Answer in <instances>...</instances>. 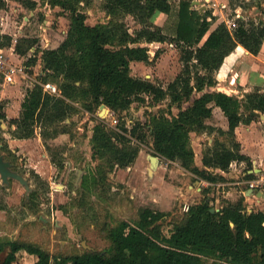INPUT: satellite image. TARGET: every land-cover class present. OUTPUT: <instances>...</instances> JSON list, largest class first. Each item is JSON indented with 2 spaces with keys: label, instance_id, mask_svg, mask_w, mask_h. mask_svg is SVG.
Here are the masks:
<instances>
[{
  "label": "trees",
  "instance_id": "trees-1",
  "mask_svg": "<svg viewBox=\"0 0 264 264\" xmlns=\"http://www.w3.org/2000/svg\"><path fill=\"white\" fill-rule=\"evenodd\" d=\"M18 1L28 8L35 6L28 0ZM47 1L70 11L66 37L57 47L41 50L43 67L49 71L43 80L51 77L58 80L61 96L43 93L40 85L28 89L19 116L9 119L10 126H15L11 129L14 137L29 138L38 126L51 161L62 168L47 139L69 132L65 120L76 113L75 102L82 103L88 111L104 104L120 114L134 100H143V95L155 100L169 96L172 102L180 104L198 92L189 105L179 108L170 118L161 113L152 116L149 132L153 154L176 161L210 181L220 179L194 165L189 138L190 131L208 128L204 120L211 116L216 105L227 117L226 133L231 137V147L215 145L203 156V164L226 169L234 159H247L239 152L234 129L240 121L256 117L251 111L264 112V93L254 88L239 99L205 89L215 85V72L219 70L220 75L224 71L235 55L230 52L238 44L252 54L260 51L264 20L238 17L233 28L224 21L211 28L208 20V16L213 18L211 10L202 13L192 6V0H179L175 32L167 36L159 25L153 27L149 19L158 12L169 14L172 0H104L103 8L110 19L96 25L86 23V14L80 8L82 0ZM6 4L7 0H0V9ZM124 14L136 18L141 27L129 32L123 22L115 19ZM3 37L7 42L0 41V46L10 45L12 37ZM28 39L26 36L17 39L14 46L18 54H25L32 44ZM25 40L29 41L26 45ZM166 41L175 44L183 63L182 70L166 87L131 74L132 61L153 64L162 53V48L152 51L141 42ZM0 118H6L3 111ZM141 127L140 122L131 127L122 123L114 129L101 118L96 121L90 144L91 157L98 162L95 170L98 178L93 176L89 180L83 175L80 183L83 192L90 191L98 181L104 182L114 167H126L134 161L140 147L132 139L143 142L146 137ZM211 201L204 195L199 202L190 204L184 219L173 226L169 235L163 233L161 226L166 212L149 206L141 208L137 219H123L110 228L112 249L108 254L84 251L56 258L51 263L52 256L36 245L1 240L0 253L4 254L0 264H14L21 252L34 255L33 264H264V211H247L243 196L233 202L222 200L217 211L210 210L215 208Z\"/></svg>",
  "mask_w": 264,
  "mask_h": 264
},
{
  "label": "rangeland",
  "instance_id": "rangeland-1",
  "mask_svg": "<svg viewBox=\"0 0 264 264\" xmlns=\"http://www.w3.org/2000/svg\"><path fill=\"white\" fill-rule=\"evenodd\" d=\"M28 1L35 3L34 8H28L18 0H7L8 5L0 10V17L5 15L3 20L12 32L22 27L28 40L32 41L22 56L19 57L15 53L8 56L12 62L22 63L29 68V77L33 84L30 83V86L33 87L39 85V82H44L43 78L49 73L43 67L41 50L57 47L66 37L70 11L60 6H52L47 0ZM103 1H80V8L86 14L87 24L108 22L110 15L103 8ZM178 1L172 0V10L169 15L149 19L153 27L159 24L167 36L175 32ZM191 4L202 13L211 10L213 18L208 16L211 28L221 21L233 28L238 17L245 20L253 19L256 22L264 20V0H232L231 3L229 0H192ZM115 19L123 22L131 33L141 27L139 21L130 14L120 15ZM1 42L6 43L7 39L3 37ZM24 43L26 45L29 41L25 40ZM141 45L148 46L152 51L160 47L162 53L153 64L132 61L131 74L150 79L166 87L183 68L180 53L175 44L166 41L141 42ZM242 50V47L236 46L230 52L235 55L226 64L225 69L234 61L238 52H243ZM4 53L9 54L8 51ZM215 73L218 74L217 71ZM4 78L7 77L0 72V114L7 107H9V114H14L17 110V102L22 98V93L25 94L27 87L25 89L24 82L19 81L15 83L19 86L4 84ZM11 79L13 80L12 77ZM48 80L59 85V81L52 77ZM198 94L194 92L189 101H182L180 104L172 102L169 96L155 100L151 96L143 95V100H134L120 114L115 113L119 122L112 125L113 127L108 124L111 120H107V116L104 117L107 126L114 129L122 123L131 127L134 123L140 122L142 126L140 130L146 137L143 142L132 140L139 144V157L131 164L133 167L129 171L125 168L123 169L125 171L120 173L123 174V179L116 175L111 177L109 174V180H105L107 183L98 181L88 192L81 190L80 177L84 174L89 180L91 177L93 179V176L98 178L95 172L98 162L91 157L90 137L94 124L106 115V111L101 113L99 107L95 111H88L82 103L76 102L75 105L78 108L76 113L65 120L68 123L69 132L58 133L57 136L47 139L51 151L59 156L62 168H56L51 163L48 149L43 145L40 128H36L33 136L18 141V138L12 135L11 129L15 126H10L8 118H0L6 125L0 126V144H2L0 153L13 163L12 169L27 178L31 187V190L26 191L18 180L10 178L5 184L0 178V241L15 240L36 245L52 256L51 263H54L56 258L84 251L104 254L111 252L109 231L112 226L123 219H137L139 210L142 208L138 204H144L143 206H150L153 209L160 208L152 205L151 196L144 195V198L139 196L146 194L143 191L146 186L152 183L158 185L159 172L150 180L146 170L149 163L147 155L154 153L149 132L152 116L161 113L170 118L177 114L179 108L187 106ZM222 138L228 141L229 137L218 135V139ZM79 169L81 173L78 177ZM196 177H189L187 182L192 183L193 178ZM179 184L182 185L179 189L183 194L176 192L173 203L160 205L164 209L168 208L161 220L165 235H169L173 226L184 219L183 206L199 202L202 198L197 191L190 192L185 183L178 181ZM210 192L211 190L204 186L202 193L209 196ZM219 206L215 204V208ZM3 254L0 253V259ZM35 258L33 255L21 252L14 264H33Z\"/></svg>",
  "mask_w": 264,
  "mask_h": 264
},
{
  "label": "crops",
  "instance_id": "crops-1",
  "mask_svg": "<svg viewBox=\"0 0 264 264\" xmlns=\"http://www.w3.org/2000/svg\"><path fill=\"white\" fill-rule=\"evenodd\" d=\"M7 5L8 4H6V6ZM163 15H167V14L158 12L154 14L153 17H163ZM4 17L5 15H2L0 17L1 18L0 41L3 35H9L12 37L11 40L12 44L6 46H0V49L2 51H8L9 52L8 55H13L15 53L20 57L22 55H19L16 51H13L15 50V46H14L15 42L17 41L16 37H20V36L23 37L26 36V34H24L22 27L17 29L16 32L15 31L12 32L11 30H9L6 26L7 23L3 20ZM263 45L257 54H252L248 50H246L243 46L238 44L237 46L242 47L243 52H238V55H236L234 61L230 63V66L226 67V69L221 73V76L216 74L217 81L215 85L208 87L205 90L222 91L229 95L235 96L239 99L244 98L245 94L253 91L254 88H258L260 92L264 93V46ZM11 77L13 78V80L11 79ZM11 77L4 78L3 83L15 84L16 81L22 83L24 82L25 89L27 87L26 92L28 89L32 88L30 86L31 80H27V79L25 80L21 78L18 74H15ZM17 85L18 83L15 84L14 86ZM25 94L22 93V98L17 102L16 113L14 112V114H9L8 112L9 107H7L3 111L6 115V118L10 119L19 116L21 111V103L23 101ZM190 103L191 102H189L188 105ZM108 108L109 107L106 106H104V108H101V106H99L101 113L104 112L105 110L107 112ZM253 111L257 112L259 115H252L256 117L248 120L240 121L234 129V140L239 144V152L247 156V159H234L229 163L226 169H221L217 167L215 168L208 167L203 164L202 161L203 156L206 153H210L215 145L222 144L226 147H231V139H230L231 137H229L226 133V131L228 130L227 117L224 115L223 111L219 106L214 105L211 116L204 120L208 128L202 131H194V130L190 131L189 138H190V145L194 152V165L197 166L199 169H205L207 172L219 176L220 179L210 181L209 179L200 177L197 174L193 173L192 171L184 168L178 162L171 161L163 156L158 155L159 158L158 165L151 174L148 172L150 163H148V165L146 166L147 168L146 170L150 175V180L151 178H154L155 175L159 172L158 185L153 184L151 181L152 184L150 186H146L145 188H143V191L144 193L146 192V194L139 196L143 198L145 197L144 195H146V197L151 196L153 201L152 205L156 207H160L157 210L167 212L166 209L168 208L164 209L160 205L173 203L174 201L173 198L176 197L175 196L176 192L178 194L179 193L183 194L182 190L179 189L182 185L180 184L178 185V181H180L181 183L186 184V188L190 192L197 191V193H199V195L202 196V198L205 195V193L204 194L202 193L204 186L207 189H210L211 192L209 193V197L212 198L211 203H214L217 206L218 204L219 205L221 204L222 200H229L233 202L236 201L241 196H243V204L245 205L247 211H251V210L264 211V194H262V192L259 193V191L258 192L254 191V194H250L249 190H245V183H244L245 178H250L253 176V174L255 175V173H259V172L264 173V112L258 111L256 109ZM104 117H106V115H104L102 119ZM103 120L105 121V123H107L105 119ZM37 127H35V131ZM127 127L129 126L127 125ZM220 129L225 131V133L223 134L220 133L218 131ZM218 135H224L227 138L229 137L228 141H226L223 138L221 140L218 139ZM21 139L23 140L24 138H18L17 140L20 141ZM203 144L205 145V147ZM138 154L132 163L137 161L139 157ZM51 163L54 165L52 161ZM132 163H130L126 167H117V166L114 167L113 170L107 173V177L105 178V180L106 181L109 180L108 178L109 174H111L110 175L111 177H115L116 175V177L120 176V178L123 179V174L121 175L120 173L122 171H125L123 170L125 168L128 169L126 171H129V169L133 167L131 165ZM78 172L81 173V170L79 169ZM176 172L179 174H174ZM83 175L84 174H82V176L80 177L81 179ZM191 176L193 177L197 176V177L193 178L194 180L192 181V183L189 184L187 182V179H189V177ZM81 179H80V183H81ZM144 201L147 200L144 199ZM138 205H140L142 208L146 207L143 206L144 204L142 205L138 204Z\"/></svg>",
  "mask_w": 264,
  "mask_h": 264
},
{
  "label": "built area",
  "instance_id": "built-area-1",
  "mask_svg": "<svg viewBox=\"0 0 264 264\" xmlns=\"http://www.w3.org/2000/svg\"><path fill=\"white\" fill-rule=\"evenodd\" d=\"M28 69L29 68L23 65L22 63L12 62L10 60V56H8V54H5L4 51L0 49V72L4 73L7 78L15 74H18L24 79L28 78L27 80H30ZM39 85L41 86L43 93L52 96H61L60 88L54 82L50 80H46L44 82H39ZM106 116L108 117L109 120H111V122L108 123L111 126L119 122V119L117 118L115 112L110 108L107 109ZM244 183H245V190H249V192L252 191L253 192L252 194H254V191L263 192L264 173L263 172L255 173V175L253 174L252 177L245 178ZM188 207L189 204H185L183 206L184 211H187Z\"/></svg>",
  "mask_w": 264,
  "mask_h": 264
},
{
  "label": "water",
  "instance_id": "water-1",
  "mask_svg": "<svg viewBox=\"0 0 264 264\" xmlns=\"http://www.w3.org/2000/svg\"><path fill=\"white\" fill-rule=\"evenodd\" d=\"M104 106L105 105L102 104L101 108H104ZM251 115H259V114L255 111H252ZM0 126L1 127L6 126L2 119H0ZM1 145L2 144H0V146ZM148 159H149V163H150L148 172L151 174L153 172V170L157 167L158 162H159V158L157 155L149 154ZM12 167H13V164L9 160L4 158V154L0 153V178H1L2 183L7 184L9 182V179L13 178V179L18 180L25 187L26 191L31 190V187L29 186V181L27 180V178H25L18 171L12 169ZM79 175H80V172H78V177H79ZM249 193L252 194L253 192L250 191ZM262 194H264V192H262ZM210 210L211 211H217L218 208L211 207Z\"/></svg>",
  "mask_w": 264,
  "mask_h": 264
},
{
  "label": "flooded vegetation",
  "instance_id": "flooded-vegetation-1",
  "mask_svg": "<svg viewBox=\"0 0 264 264\" xmlns=\"http://www.w3.org/2000/svg\"><path fill=\"white\" fill-rule=\"evenodd\" d=\"M1 146H2V145H1ZM1 146H0V147H1ZM4 158H5V156H4ZM5 159H6V158H5ZM9 161H10V160H9ZM10 162H11V161H10ZM11 163H12V162H11ZM12 164H13V163H12Z\"/></svg>",
  "mask_w": 264,
  "mask_h": 264
},
{
  "label": "bare ground",
  "instance_id": "bare-ground-1",
  "mask_svg": "<svg viewBox=\"0 0 264 264\" xmlns=\"http://www.w3.org/2000/svg\"><path fill=\"white\" fill-rule=\"evenodd\" d=\"M264 46V45H263ZM255 79V78H254ZM106 111V110H105Z\"/></svg>",
  "mask_w": 264,
  "mask_h": 264
}]
</instances>
